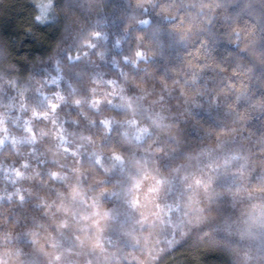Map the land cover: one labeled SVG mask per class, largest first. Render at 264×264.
I'll list each match as a JSON object with an SVG mask.
<instances>
[{
	"label": "clouds",
	"instance_id": "clouds-1",
	"mask_svg": "<svg viewBox=\"0 0 264 264\" xmlns=\"http://www.w3.org/2000/svg\"><path fill=\"white\" fill-rule=\"evenodd\" d=\"M0 264H264V0H0Z\"/></svg>",
	"mask_w": 264,
	"mask_h": 264
}]
</instances>
